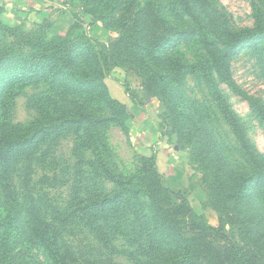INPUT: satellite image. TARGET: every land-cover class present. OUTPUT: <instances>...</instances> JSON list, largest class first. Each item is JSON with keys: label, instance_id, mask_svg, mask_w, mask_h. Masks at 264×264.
Returning a JSON list of instances; mask_svg holds the SVG:
<instances>
[{"label": "trees", "instance_id": "1", "mask_svg": "<svg viewBox=\"0 0 264 264\" xmlns=\"http://www.w3.org/2000/svg\"><path fill=\"white\" fill-rule=\"evenodd\" d=\"M84 1L90 10L94 0ZM257 2L253 27L235 29L224 18L221 22L218 17L210 18L209 23L216 24L217 32L210 27L204 33L194 34L192 40L202 35L199 41L203 45L197 47L194 60L178 69L172 61L158 65L165 53L173 51L172 42L176 37L155 33L148 20L141 26L137 22L140 16L149 14L145 8L131 11L127 19L121 15L112 20L119 36L110 44H81L71 33L51 39L29 35L28 41L36 51L31 54L27 69L0 80V210L7 211L5 215L0 212V264H26L27 254L20 249L23 244L37 249L32 260L37 256L42 260L36 264H83L62 239L64 231L75 225L86 226L88 233L107 247L118 238L109 239L102 234L110 233V229L121 234L126 229L129 247L125 252L139 264H264V225L263 233L254 234L252 242H239L236 233L242 234L245 228L237 227L243 224L241 214L221 197L225 194L229 199L238 197L246 201L249 190L250 198L246 202L254 203V213L260 211L264 215V154L250 141L241 118L216 85L221 80L237 89L232 79V60L243 47L254 46V51L262 54L259 61L264 67V0ZM197 3L208 6V0ZM126 6L130 12V3ZM135 16L137 21H133ZM174 44L178 46L177 42ZM76 49L79 50L75 55ZM49 51L52 53L48 54ZM117 65L135 68L148 96L168 93L177 105H180L177 98L181 89L173 85L175 77L191 72L211 88L213 111L210 112L221 123H212L209 117L199 124L198 119L203 116L200 111L193 114L181 111L180 115L196 128L193 147L202 156L203 165L208 167L209 162L213 166L210 172L213 177L206 176V183L210 203L222 216L219 226L207 220H194L188 199L164 183L156 155L140 156L133 171H124L116 164L105 130L115 124L126 126V106L111 96L104 79ZM68 79L76 81L72 90L84 98L83 102L72 103L71 112L74 111L75 117L62 123L69 122L71 130L77 126L83 131L73 149L76 162L75 179L70 184L72 198L62 208L47 204L43 195L34 197L32 189L31 193L26 191L31 200L28 197L23 204L15 182L17 166L28 154L34 156L47 136H56L62 131L53 126L34 133L31 124L14 123L10 117L12 98L20 83L22 86L48 81L56 88L65 85ZM129 94L136 99L133 93ZM251 107L264 123V104L252 100ZM161 117L162 129H170V135L178 132L182 136L181 130L187 125L173 124L167 110ZM31 132L34 135L30 136ZM121 207L129 212L132 220L116 219L111 222L113 226L108 225L105 216ZM126 224L129 228L119 232ZM15 234H21V239H15Z\"/></svg>", "mask_w": 264, "mask_h": 264}, {"label": "rangeland", "instance_id": "2", "mask_svg": "<svg viewBox=\"0 0 264 264\" xmlns=\"http://www.w3.org/2000/svg\"><path fill=\"white\" fill-rule=\"evenodd\" d=\"M196 1L199 0H94L89 5L90 11L84 0H0V80L27 69L31 54L36 51L33 43L28 41L30 34L51 39L71 33L81 44H110L119 36V30L112 20L121 15L127 19L131 17V11L142 8L149 14L144 17L141 15V20L138 21L135 16L133 21L144 26L148 20L155 33L176 37L172 42L173 51L165 53L158 65L172 61L177 69L194 60L197 47L203 45L199 41L202 40L201 34L193 40L192 36L216 26L209 23L210 18L218 17L220 22L224 18L235 29L254 25V3L257 0H208V6H201ZM126 3H130V12L126 9ZM94 9L99 12L92 11ZM212 30L217 32L215 28ZM175 42L178 43L177 47ZM253 48L252 45L243 47L233 56L232 79L237 89L221 80L216 85L217 89L224 92L232 109L241 118L250 141L264 154V123L251 107L252 100L264 104V67L259 61L262 54H257ZM78 50H73L75 55ZM104 82L111 96L126 106V126L115 124L105 130L118 167L124 171H133L140 156L156 155L158 167L164 175V183L188 199L194 210V220H207L210 224L219 226L222 216L219 209L210 203L209 187L206 183V176L213 177L210 174L213 166L209 162L208 167L203 165L202 156H198L193 147L196 143V128L180 115L181 111L187 114L200 111L203 116L198 119L199 124L207 121L209 117L212 123H221L210 112L213 111L211 88L194 73L177 76L173 79V85L181 89L177 98L180 105H177L173 95L168 93L166 96H148L142 88L140 75L136 74L135 68L128 65L114 66ZM63 84L54 88L53 83L48 81L22 86L20 83L12 98L13 109L10 117L14 123L31 124L34 133L39 129L50 130L53 126L60 127L62 131H58L56 136H47L40 144V150L34 156L33 153L25 156L17 166L15 182H18L16 188L19 189V201L23 204L28 197L30 199L26 191L31 193L32 189L34 197L43 195L47 204H58L62 208L72 198L70 184L75 179L73 166L76 162L73 149L83 131L78 130L76 125L71 130L69 122L65 124L67 129H63L65 125L62 123L75 117L74 111L71 112L74 107L72 103L76 100L83 102L84 98L78 97L72 90L71 86L76 81L68 79ZM127 88L131 90L128 92ZM129 93H133L136 99ZM165 110L169 111L173 124L187 125V128L181 130L182 136L178 132L170 135V129H162L161 116ZM101 114L103 115V111ZM220 128L227 137L223 128ZM33 132L30 136L34 135ZM247 195L246 201L250 198L249 190ZM221 197L222 201L235 206L241 214L243 224L237 227L245 228L242 234L236 233L239 242H252L254 234L263 233L264 215L260 211L254 213L253 202H246L238 197L229 199L225 194ZM123 209L124 207L112 210L110 215L105 216L106 223L113 226L111 222L116 219L131 221L132 216ZM0 212L7 214L3 208ZM124 227L129 228V225L120 227L119 232ZM227 228H231L230 224ZM110 231L101 236L109 239L115 236L118 240L108 247L99 244L96 240L98 238L90 235L83 225L69 227L64 231L62 239L83 264H139L133 256L125 252L129 247L126 229L121 234L117 230ZM21 237V234L14 235L18 240ZM20 249H24L27 254L24 261L26 264H36L42 260L41 256L32 260V256L37 253L33 246L23 244Z\"/></svg>", "mask_w": 264, "mask_h": 264}]
</instances>
